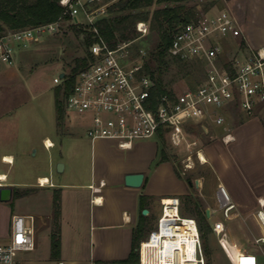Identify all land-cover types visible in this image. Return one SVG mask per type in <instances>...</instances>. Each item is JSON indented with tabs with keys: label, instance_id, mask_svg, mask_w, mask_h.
Returning a JSON list of instances; mask_svg holds the SVG:
<instances>
[{
	"label": "built area",
	"instance_id": "2783aa9c",
	"mask_svg": "<svg viewBox=\"0 0 264 264\" xmlns=\"http://www.w3.org/2000/svg\"><path fill=\"white\" fill-rule=\"evenodd\" d=\"M116 1L60 0L64 14L84 24L94 38L88 48V61L76 73L64 100L65 111L86 118V135L92 141L109 140L121 150H130L138 141L163 135L172 146L190 151L183 159L185 170L192 168L194 154L205 163L199 139L191 137L196 132L193 127L205 133L211 123L223 124L222 139L229 142L234 136L227 124L235 107L247 117L264 109V47L254 49L246 44L229 10L201 12L175 29L168 55L199 62L202 79L179 90L169 87L167 92L154 96L157 76L147 67L155 70L154 63L149 47L140 43L150 32L149 22L139 20L137 37L118 40L114 45L96 26L98 20L109 15ZM64 21L60 17L54 22L0 33V68L14 64L18 47L39 40L44 33L58 32ZM44 145L48 149L54 146L47 140ZM6 181V175H0V190ZM44 183L39 179L40 185ZM160 201L157 228L137 247L139 264H208L199 221L181 215L179 197ZM218 203V209L209 210V217L220 210L228 218L235 203L222 183L218 184ZM212 231L230 264L260 263L257 253L241 249L229 239L224 220H215ZM255 242L264 254V236ZM34 249V218L14 214L12 234L7 242L0 243V264H16L20 252Z\"/></svg>",
	"mask_w": 264,
	"mask_h": 264
},
{
	"label": "crops",
	"instance_id": "0c3cea01",
	"mask_svg": "<svg viewBox=\"0 0 264 264\" xmlns=\"http://www.w3.org/2000/svg\"><path fill=\"white\" fill-rule=\"evenodd\" d=\"M221 3L227 8L222 10H229L236 18L246 44L254 49L264 47V0H220L207 12L221 11L217 8ZM11 68L13 64L0 68V85ZM237 116L238 118L228 119L227 125L234 136L229 142L222 139L224 129L220 132L214 130L211 125L205 128V133L196 129V134L202 138L204 134L213 136L211 143L202 147L207 158V162L202 164H209L215 175V185L209 189L204 188V185L209 183L211 172L197 178L199 185L195 184L194 188L199 192V206L196 208L184 207L183 198L189 195L192 183L186 184L176 174H173L175 178L172 181L175 187L170 191L157 190V174L165 175L171 166L167 162L159 163L161 147L157 137L138 141L134 150H121L112 146L113 141H92L87 136L86 140L90 142L91 147L89 164L84 161L88 159L86 145L80 143L78 147L75 146L74 152L71 150L72 152L64 157H56L54 152L50 154L49 175L37 173L30 178L13 176L10 169L17 158L12 151L0 150V175H6L5 185L13 188L9 201L0 199V243L7 242L12 234L13 215L22 214L32 216L34 227L38 223L37 229L47 227L50 231L47 264H139L137 247L145 235L147 216L152 211L158 212L161 198L177 196L181 201L180 211L186 214L185 216H203L204 219L209 217L210 209H218L215 203L218 199L219 183L224 184L235 203V208L228 218L234 215L242 220L245 225L242 233L245 237L251 234L256 240L264 236L258 233L264 231V109L251 117L241 112ZM73 134L74 140L84 139L79 133ZM58 138L46 134L40 141L46 150L51 151L58 146ZM47 139L54 144L49 149L44 145ZM34 146L31 145L38 152V147ZM7 156H11L13 162L5 161ZM59 162L64 163V170L57 172L66 173L67 167L70 166L71 172L68 176L57 178L52 173V167H57ZM6 166L8 168L4 169ZM137 172L145 174L142 186H127L125 176ZM42 176H47L50 183L40 185L39 179ZM203 188L206 189L204 193L201 191ZM40 190L58 191L54 206L52 204L51 209L38 207L34 211H21V201ZM81 201L87 207L89 216L84 250L79 247V243L84 244L82 239L77 243L75 236L70 245L68 244L63 223L66 215L71 214L73 206L81 204ZM145 208L149 209L148 215L143 214ZM58 219H61L60 223ZM224 222L228 229L226 221ZM74 226L70 225L69 230H73ZM57 236H60V242ZM233 242L241 248V244ZM37 246H40L39 242L31 251L37 250ZM23 252H20L16 264H33L36 255H30L25 260Z\"/></svg>",
	"mask_w": 264,
	"mask_h": 264
},
{
	"label": "rangeland",
	"instance_id": "374dc122",
	"mask_svg": "<svg viewBox=\"0 0 264 264\" xmlns=\"http://www.w3.org/2000/svg\"><path fill=\"white\" fill-rule=\"evenodd\" d=\"M218 1L220 0H193L189 3V6L194 10L193 12L196 16L201 12L210 10ZM155 7H152V10ZM217 8L221 11L222 9H227L222 3ZM81 29H85V25L76 23L70 18L61 23V28L58 32L44 33L39 40L31 42L27 46L21 45L15 51L13 68L6 72L5 81L0 85V150L7 149L12 151L17 158L15 164L10 169L13 176L30 178L37 173H47L49 175L50 154L54 152L56 157H64L68 153L74 152L75 146L78 147L80 143L86 145L88 159L84 161L88 164L90 162L91 147L90 142L86 140V118L82 119L75 112H66L64 108L59 123L55 105V89L57 86L63 84L64 78L71 73V69L76 65V58L88 52L85 35L80 32ZM154 39V35H147L141 39L140 43L148 46L152 44ZM203 73V68L199 62H186L184 64L171 62L170 68L164 74V79L168 87L179 90L187 84L195 85L202 79ZM230 113L231 118H238V111L232 110ZM211 126L214 130L220 132L223 129V124L211 123ZM196 129L198 130L199 128L195 126L192 128V131L197 132ZM196 132L191 137L199 139L198 147L211 143L213 136L204 134L202 138ZM73 133L81 134L84 138L82 139L83 141L72 139L75 135ZM46 134L59 137L58 146L51 151L46 150L40 141ZM158 143L161 147V159L159 163H169L171 170L168 167L169 171L165 175H161V173L157 174L155 178L157 190L164 192L170 191L175 187L172 181L175 178L173 174H176L186 184L187 182L192 183V187L189 186L191 188L189 195L183 198L184 207H198L199 192L194 188V181L199 176L211 172V176L208 179L209 183L204 185V188H213L215 185V175L211 171V166L209 164H202L197 155L194 154L193 167L185 170L183 159L190 151L182 147L172 146L163 135L158 137ZM32 144L35 145V148L38 147V152L31 147ZM112 146L117 149L115 142H112ZM83 154H85V151H83ZM84 159L86 158L84 157ZM7 168L8 166L4 169ZM70 172V166L67 167L66 173H58L57 167L55 165L52 167V173L57 178L68 176ZM204 188L201 190L203 193L206 192ZM57 192H42L40 190L34 194H29V197L21 201L20 210L34 211L38 207L51 209L52 204L54 206V202L56 201L55 196L59 195ZM218 205L217 199L215 207L218 208ZM158 208V212L152 211L150 215L147 214L148 220L144 226V238L148 236L152 229L157 228V221L162 209L161 201ZM71 211V214H67L65 220H63L66 239L69 245L74 240V236L77 243L79 239H82L84 244L79 243V247L84 250L86 248L85 241L88 233L86 230L89 217L87 207L81 201V204L74 205ZM181 215L185 216L186 214L181 211ZM196 219H199V223L204 227L202 240L209 264H230L218 243L216 235L212 231L213 222L217 219L226 221L228 225L227 232L231 241L241 244V249L246 248L249 251L257 253L260 260L259 264H264V254L255 242V239L251 234L247 237L243 235L242 228L245 225L242 224L240 218L238 219L234 215L230 218H224L221 211L218 210L211 217L207 216L203 219L202 216V218L198 217ZM26 223L30 224V220L27 219ZM72 224L75 226L70 231V225ZM35 227V248L38 242L40 246H37L38 248L35 251H24L23 259L26 260L30 255H36L33 258V264H47L46 254L48 253L47 247L48 243H50L51 233L47 227H43L40 230L37 229L38 223ZM258 233L264 235V231ZM57 239L60 242V236H57Z\"/></svg>",
	"mask_w": 264,
	"mask_h": 264
},
{
	"label": "trees",
	"instance_id": "16d2710c",
	"mask_svg": "<svg viewBox=\"0 0 264 264\" xmlns=\"http://www.w3.org/2000/svg\"><path fill=\"white\" fill-rule=\"evenodd\" d=\"M191 1L193 0H117L110 7L109 15L96 22L101 34L112 45L118 40L137 37L136 23L139 20L149 22L148 35L155 36L152 44L148 45L155 70L147 66L148 70L153 71L157 76L154 96L168 91L169 87L164 74L170 68L171 62L186 63L170 57L168 47L175 29L181 23L195 17L194 10L189 6ZM154 6L156 7L152 10ZM60 17L64 20L70 19V16L64 14V6L60 0H0V33L54 22ZM80 32L85 35L86 46L89 48L94 41L92 32L88 29H81ZM87 61L88 52L77 57L76 65L71 69V73L64 78L63 84L55 89V105L59 123L64 110V100L74 85L75 75ZM233 110L239 113L237 107ZM200 229L203 237L204 227L201 224Z\"/></svg>",
	"mask_w": 264,
	"mask_h": 264
},
{
	"label": "water",
	"instance_id": "95a60500",
	"mask_svg": "<svg viewBox=\"0 0 264 264\" xmlns=\"http://www.w3.org/2000/svg\"><path fill=\"white\" fill-rule=\"evenodd\" d=\"M63 170H64V163L59 162L57 164V171L62 172ZM144 177H145V174L143 172L129 173L125 176V184L130 187H136V188L141 187L144 182ZM195 184L197 186L199 185V179L195 180ZM12 193H13L12 186L5 185L0 190V199L2 201H9L12 197ZM148 212H149L148 208L143 209V214H148Z\"/></svg>",
	"mask_w": 264,
	"mask_h": 264
},
{
	"label": "bare ground",
	"instance_id": "6f19581e",
	"mask_svg": "<svg viewBox=\"0 0 264 264\" xmlns=\"http://www.w3.org/2000/svg\"><path fill=\"white\" fill-rule=\"evenodd\" d=\"M47 141H48L49 144H51V140H50V139H47ZM200 156H201V158H202L205 162H207V158H206V156H205V154H204L203 152L200 153ZM4 160L7 161V162H13L12 159H11V156H7V157H5ZM191 167H193V165H192ZM40 180L43 181V182H45L44 184H47V183L50 182V180H49V178H48L47 176H42V177L40 178ZM170 209H171V208H169V209L167 210V211H168V214L171 213V210H170Z\"/></svg>",
	"mask_w": 264,
	"mask_h": 264
}]
</instances>
